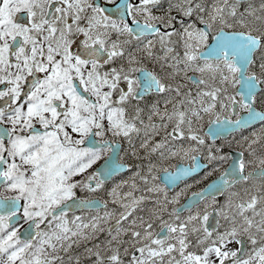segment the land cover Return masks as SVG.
<instances>
[{
    "label": "snow or ice",
    "instance_id": "obj_1",
    "mask_svg": "<svg viewBox=\"0 0 264 264\" xmlns=\"http://www.w3.org/2000/svg\"><path fill=\"white\" fill-rule=\"evenodd\" d=\"M0 264H264V0H0Z\"/></svg>",
    "mask_w": 264,
    "mask_h": 264
}]
</instances>
